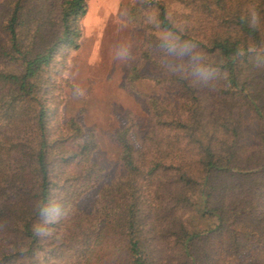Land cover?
I'll list each match as a JSON object with an SVG mask.
<instances>
[{"label": "trees", "instance_id": "obj_1", "mask_svg": "<svg viewBox=\"0 0 264 264\" xmlns=\"http://www.w3.org/2000/svg\"><path fill=\"white\" fill-rule=\"evenodd\" d=\"M174 1L181 10L144 3L140 25L151 82L177 104L146 97L144 140H131L132 121L116 133L124 174L85 211L103 179L99 143L63 108L87 0H0V264H260L235 259L264 248V0ZM155 47L188 58L156 62ZM144 79L136 67L128 82ZM51 203L62 215L45 223ZM198 204L203 230L190 222Z\"/></svg>", "mask_w": 264, "mask_h": 264}, {"label": "rangeland", "instance_id": "obj_2", "mask_svg": "<svg viewBox=\"0 0 264 264\" xmlns=\"http://www.w3.org/2000/svg\"><path fill=\"white\" fill-rule=\"evenodd\" d=\"M151 1L169 3L175 10L181 7L174 0H87L88 12L82 21L83 36L80 50L72 57L68 76L73 89L67 90V101L63 108L65 121L76 119L94 134L99 149L94 162L103 170L100 186L90 192L81 206L91 210L99 189L121 177L124 169L120 163V147L115 142L116 133L133 122L131 140L139 147L150 126L147 96L177 104L175 90L170 86H155L152 78L160 76L159 70L151 63H144L146 52V31L141 27L143 4ZM156 36H164L156 32ZM151 58L160 63L181 68L182 61L188 58L187 52L176 49L163 53L155 47ZM141 67L148 79L128 82L130 72ZM9 72L17 68L4 65ZM245 143L255 146L258 143V126L249 112H244ZM202 205L198 204L190 222L203 230L207 222L201 216ZM257 259L264 264V248H254L235 259V263H247ZM109 264H112L109 262Z\"/></svg>", "mask_w": 264, "mask_h": 264}, {"label": "clouds", "instance_id": "obj_3", "mask_svg": "<svg viewBox=\"0 0 264 264\" xmlns=\"http://www.w3.org/2000/svg\"><path fill=\"white\" fill-rule=\"evenodd\" d=\"M167 35H170V33H168ZM167 35L162 36L161 39L165 40L169 44V47H172L174 42L168 41ZM176 39L178 40L179 37H176ZM192 47H195V45H192ZM197 71H201V69L198 68ZM40 211H41V216L45 220V223H54L62 215V208L58 203H51L49 205H45L41 208Z\"/></svg>", "mask_w": 264, "mask_h": 264}]
</instances>
